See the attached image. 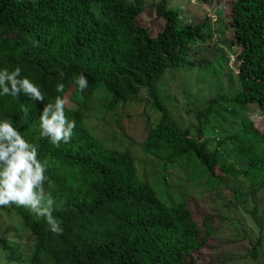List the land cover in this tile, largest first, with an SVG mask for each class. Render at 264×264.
<instances>
[{
  "label": "trees",
  "instance_id": "obj_1",
  "mask_svg": "<svg viewBox=\"0 0 264 264\" xmlns=\"http://www.w3.org/2000/svg\"><path fill=\"white\" fill-rule=\"evenodd\" d=\"M145 10L163 21L155 34L135 23ZM229 12L232 39L222 50L234 56L236 90L226 99L209 101L195 115L198 126L190 130L167 121L157 84L165 69L202 62L195 49L209 29L206 20L183 24L180 11L167 7L165 0L148 6L142 0H0V70L19 66L22 77L44 93L43 104L23 93L0 95V120L10 119L37 145L38 158L47 160L44 188L56 201L54 215L63 228L61 234L53 233L29 209L3 206L12 209L32 235L27 264H226L224 259L196 260L212 228L211 222L193 218L192 199L162 202L151 183L137 177L129 153L106 147L90 135L78 106L66 107L67 117L76 122L75 134L59 147L39 138V116L69 87L85 103L103 86L111 110L144 89L150 108L159 113L155 125L146 128L145 153L157 158V150H169L170 158L190 157L209 181L216 176L238 179L227 192L241 201L247 195L243 186L251 192L264 187V129L240 117L238 136L229 139L234 142L229 160L207 149V136L210 118L217 116L213 105L223 103L230 113L254 104L264 112V0H235ZM81 73L89 82L84 92L75 84ZM58 83L64 84L63 93L56 91ZM22 105L29 107L27 115ZM216 165L219 174L214 175ZM262 236L249 242L251 260L264 258Z\"/></svg>",
  "mask_w": 264,
  "mask_h": 264
},
{
  "label": "rangeland",
  "instance_id": "obj_2",
  "mask_svg": "<svg viewBox=\"0 0 264 264\" xmlns=\"http://www.w3.org/2000/svg\"><path fill=\"white\" fill-rule=\"evenodd\" d=\"M157 1L142 0V3L148 6ZM234 1L165 0L167 7L180 11L183 24L206 20L209 26L204 40L195 49V57L200 56L202 62L165 69L157 84L158 94L168 110L167 121L179 129H195L198 126L195 115L204 110L209 101L226 99L236 90L234 56L222 50L224 44L232 39L228 23L229 9ZM135 23L146 27L152 34L163 26L161 19L146 10L136 16ZM232 49L236 51L239 47L234 44ZM64 96L68 100L67 108L78 106L83 125L93 138L106 147L132 156L137 177L151 183L162 202L169 204L192 199L193 218L197 222L204 219L211 222L212 231L197 252L196 260L224 259L226 264H264L262 256L256 260L247 256L249 242L264 235V187L257 189L256 186V190L251 192L243 186L246 197L235 201L228 192L238 179L221 176L223 179L220 180L216 176L209 181L208 173L190 157L170 158L167 156L169 150H157V158L145 153L143 139L146 128L155 125L159 113L150 108L144 89L112 110L108 108L109 95L101 85L85 103L72 91V87ZM225 107L223 103L212 106L217 116L210 118L213 122L208 129L207 149L210 152L216 149L219 158L222 153V157L229 160L234 147V142L229 139L238 136L240 117L245 115L254 128L262 131L264 112L254 104H249L242 112L231 109L227 113ZM218 140L223 142L217 144ZM212 170L214 175L219 174L217 165ZM32 245V235L23 227L16 213L8 207H0V264H27ZM43 264L52 263L43 260Z\"/></svg>",
  "mask_w": 264,
  "mask_h": 264
},
{
  "label": "clouds",
  "instance_id": "obj_3",
  "mask_svg": "<svg viewBox=\"0 0 264 264\" xmlns=\"http://www.w3.org/2000/svg\"><path fill=\"white\" fill-rule=\"evenodd\" d=\"M61 77L64 75L60 73ZM88 79L78 74L75 84L81 92L88 88ZM56 91L64 92V84L58 83ZM23 93L31 100L44 103L41 87L28 77H22V69L17 66L9 71L0 70V95L19 97ZM68 100L57 96L47 103L39 116V138H47L59 147L68 143L75 134L76 122L66 115ZM27 115L28 106H21ZM38 148L24 138L10 119L0 120V207L16 205L30 210L38 218H43L53 233L61 234L62 221L54 215L56 201L45 191L48 181L47 160L38 158Z\"/></svg>",
  "mask_w": 264,
  "mask_h": 264
}]
</instances>
